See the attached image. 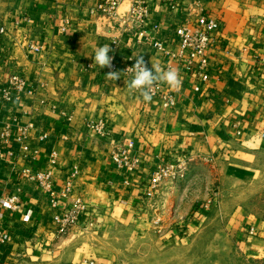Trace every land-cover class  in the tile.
<instances>
[{"label":"crops","instance_id":"0c3cea01","mask_svg":"<svg viewBox=\"0 0 264 264\" xmlns=\"http://www.w3.org/2000/svg\"><path fill=\"white\" fill-rule=\"evenodd\" d=\"M102 1L0 0V91L10 89L15 74L25 80L18 98L0 95V232L10 238L0 246V264H122L108 241L115 227L154 249L188 238L197 223L188 215V176L208 168L246 186L263 177L264 0H172L175 8L148 0L142 29L127 23L135 0L122 1L117 19L98 9ZM198 14L220 22L208 50L207 81L185 68L174 35ZM153 36L168 52L153 48ZM105 44L121 72L116 81L106 78L109 68L94 63L95 49ZM139 55L149 69L178 70L179 89L157 83L176 96L171 109L160 98L144 102L139 91L128 90L133 74L126 70ZM91 122L100 129H90ZM131 143L141 165L124 175L112 153ZM54 154L57 189L67 181L73 187L60 197V207L72 205L79 193L86 207L63 235L54 232L49 195L32 177L49 167ZM187 155L185 177L150 189L160 159ZM10 197L18 198L17 208ZM249 212L238 207L229 228L254 256L264 240L253 232L261 222Z\"/></svg>","mask_w":264,"mask_h":264},{"label":"rangeland","instance_id":"374dc122","mask_svg":"<svg viewBox=\"0 0 264 264\" xmlns=\"http://www.w3.org/2000/svg\"><path fill=\"white\" fill-rule=\"evenodd\" d=\"M207 169L193 174L196 175L193 179L188 176V215L190 221L197 219L188 238L154 249L148 242L137 244L129 229L115 227L108 241L118 251L122 264H264V247L261 254L250 255L240 247L229 228L236 209L247 208L261 222L260 229L253 232L264 240V174L246 186ZM201 208L204 211L197 213ZM157 234L160 236V232Z\"/></svg>","mask_w":264,"mask_h":264},{"label":"built area","instance_id":"2783aa9c","mask_svg":"<svg viewBox=\"0 0 264 264\" xmlns=\"http://www.w3.org/2000/svg\"><path fill=\"white\" fill-rule=\"evenodd\" d=\"M122 1L123 0H104L99 4L98 9L109 18L117 19L118 10ZM162 1L170 4L172 8L176 7L172 0ZM196 3L197 2H193L194 7ZM149 15L150 8L148 6V0H135L127 20V23H129L128 26H136V28L140 29L144 28ZM130 23L132 25H130ZM219 27L220 22L216 19L198 14L195 22L188 19L184 24L177 27L174 32L176 40L182 50L183 58L185 59V68L189 71L196 69L197 74L203 81L209 79V73L207 72L209 67L208 50L212 44V34ZM150 43L154 49L168 52L167 45L163 39L153 36L150 38ZM31 50L40 52L41 47L38 45H31ZM261 63L264 69V56L261 59ZM112 65L113 67L110 70L115 71L116 66L114 64ZM9 84L10 89L0 91L1 97L7 101L19 97L25 87V80L21 75L15 74L11 76ZM196 89L200 90V87H196ZM152 98H160L165 109H171L177 103L176 96L169 91H160L158 84L154 86ZM89 127L90 129H100V126L93 122L89 124ZM26 131V129L20 131L21 140L26 139ZM44 137H46V135H44ZM24 149L27 151L28 146L25 145ZM112 160L118 170L124 175L136 172L141 165L139 157L134 154L133 143L126 148L113 151ZM189 163L190 158L188 155L174 161H164L160 159L156 171L153 172L151 176L150 189L155 190L167 181H175L179 178L185 177ZM55 164L56 154L51 157L50 165L47 169L33 173L32 177L36 180L38 187L49 195L51 208L53 210L51 220L54 225V232L56 235H63L76 225L80 215L84 212L86 207L84 195L82 193H79L74 198L72 205H68V207L64 209L60 207V197L72 194L73 187L72 181H67L63 184V189L61 191L57 189V180L54 174ZM8 201L14 208L19 206V200L17 197H10L8 198ZM159 222V220L156 221L157 224H159ZM9 240V236L0 232V246L6 244Z\"/></svg>","mask_w":264,"mask_h":264},{"label":"clouds","instance_id":"9594fccd","mask_svg":"<svg viewBox=\"0 0 264 264\" xmlns=\"http://www.w3.org/2000/svg\"><path fill=\"white\" fill-rule=\"evenodd\" d=\"M112 51L108 44L95 49L94 63L100 68L113 67V57L109 55ZM135 64L129 67L126 71L133 74L130 81H127V88L129 91H139L144 102H151L153 97V89L157 83L166 84L171 89H179L182 85V80L177 69L169 68L167 70L161 69L159 65L152 64L149 69L143 55L133 56ZM119 71H109L106 78L112 81L118 80L120 76Z\"/></svg>","mask_w":264,"mask_h":264}]
</instances>
